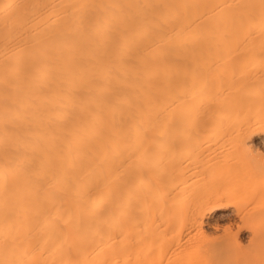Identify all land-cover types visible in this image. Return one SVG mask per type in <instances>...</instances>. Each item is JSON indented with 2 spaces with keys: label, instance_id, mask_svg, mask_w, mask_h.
Wrapping results in <instances>:
<instances>
[{
  "label": "bare ground",
  "instance_id": "bare-ground-1",
  "mask_svg": "<svg viewBox=\"0 0 264 264\" xmlns=\"http://www.w3.org/2000/svg\"><path fill=\"white\" fill-rule=\"evenodd\" d=\"M0 264H264V0H0Z\"/></svg>",
  "mask_w": 264,
  "mask_h": 264
},
{
  "label": "rangeland",
  "instance_id": "rangeland-1",
  "mask_svg": "<svg viewBox=\"0 0 264 264\" xmlns=\"http://www.w3.org/2000/svg\"><path fill=\"white\" fill-rule=\"evenodd\" d=\"M220 223L231 228V230L238 235L239 239L244 244L247 245L250 243V233L246 231L247 228L242 227L241 229L243 230H240L239 223L235 219L220 221ZM222 234H223L222 231L219 233H212V238H218Z\"/></svg>",
  "mask_w": 264,
  "mask_h": 264
}]
</instances>
